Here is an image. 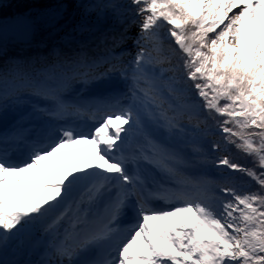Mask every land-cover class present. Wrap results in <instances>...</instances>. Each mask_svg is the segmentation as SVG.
<instances>
[{"label": "snow or ice", "instance_id": "6c2138e0", "mask_svg": "<svg viewBox=\"0 0 264 264\" xmlns=\"http://www.w3.org/2000/svg\"><path fill=\"white\" fill-rule=\"evenodd\" d=\"M26 2L0 54L52 46L0 65V264H264V0Z\"/></svg>", "mask_w": 264, "mask_h": 264}, {"label": "trees", "instance_id": "16d2710c", "mask_svg": "<svg viewBox=\"0 0 264 264\" xmlns=\"http://www.w3.org/2000/svg\"><path fill=\"white\" fill-rule=\"evenodd\" d=\"M2 2L5 4V7L3 9H0V19H4V17H10L16 13L24 12L29 7L33 6H43L41 5H33L30 2H26V0H2ZM11 5L10 7L7 5ZM46 39V33L40 32L33 38V43L31 46H27L23 43L14 42L11 39H7L4 41V51L2 54H0V65H2L5 61H8L10 58H29L34 57L40 54H47L49 49L52 46V42L48 41L47 47H38L37 44L41 40ZM117 51H120V49H117ZM239 154L242 153H236L235 158L240 162V160H245L243 154L240 156ZM241 158V159H240ZM241 164H244L243 162H240ZM27 260L26 258H23L21 261Z\"/></svg>", "mask_w": 264, "mask_h": 264}, {"label": "rangeland", "instance_id": "374dc122", "mask_svg": "<svg viewBox=\"0 0 264 264\" xmlns=\"http://www.w3.org/2000/svg\"><path fill=\"white\" fill-rule=\"evenodd\" d=\"M132 34H135V29L132 30ZM5 40H7V38H6ZM124 47L127 48V49H129V50H131V49H132V43H131V41H129ZM239 155L242 156V154H239ZM240 159H241V158H240ZM238 162H239V161H238ZM240 162L246 163V160H240ZM209 171H210V172H215V169L212 168L211 166H209ZM23 258L31 259V260H33V261L39 259V257L36 256V255H32V256H30V257H29V256H21V257H18V259H20V260H22Z\"/></svg>", "mask_w": 264, "mask_h": 264}, {"label": "water", "instance_id": "95a60500", "mask_svg": "<svg viewBox=\"0 0 264 264\" xmlns=\"http://www.w3.org/2000/svg\"><path fill=\"white\" fill-rule=\"evenodd\" d=\"M20 13H22V12H20ZM3 22L5 23V24H7L8 23V20L6 19V20H3Z\"/></svg>", "mask_w": 264, "mask_h": 264}]
</instances>
